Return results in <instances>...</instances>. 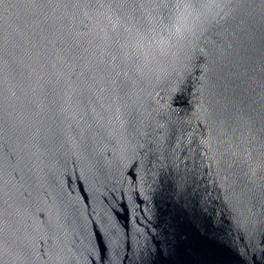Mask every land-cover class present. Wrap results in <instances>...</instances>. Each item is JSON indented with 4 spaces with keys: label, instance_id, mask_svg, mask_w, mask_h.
<instances>
[{
    "label": "water",
    "instance_id": "1",
    "mask_svg": "<svg viewBox=\"0 0 264 264\" xmlns=\"http://www.w3.org/2000/svg\"><path fill=\"white\" fill-rule=\"evenodd\" d=\"M0 264H264V0H0Z\"/></svg>",
    "mask_w": 264,
    "mask_h": 264
}]
</instances>
